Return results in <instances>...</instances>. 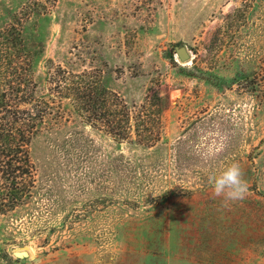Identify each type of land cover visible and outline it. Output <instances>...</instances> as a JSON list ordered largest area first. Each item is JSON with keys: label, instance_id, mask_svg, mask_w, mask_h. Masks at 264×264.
I'll use <instances>...</instances> for the list:
<instances>
[{"label": "rangeland", "instance_id": "1", "mask_svg": "<svg viewBox=\"0 0 264 264\" xmlns=\"http://www.w3.org/2000/svg\"><path fill=\"white\" fill-rule=\"evenodd\" d=\"M1 56L47 114L0 264H264V0H0ZM79 75L129 139L66 97ZM232 163L248 192L224 207Z\"/></svg>", "mask_w": 264, "mask_h": 264}, {"label": "trees", "instance_id": "2", "mask_svg": "<svg viewBox=\"0 0 264 264\" xmlns=\"http://www.w3.org/2000/svg\"><path fill=\"white\" fill-rule=\"evenodd\" d=\"M10 32V31H8ZM10 42H8L7 46ZM12 47V46H11ZM7 49H11L10 47ZM14 61L7 56L0 57V211H11L21 205L23 198L28 197L25 192L27 175H32L34 166L30 157V147L35 134L42 127L46 119L47 110L29 104L24 97L23 77L15 71L11 73ZM76 82L75 93L72 88H66V97L78 102L82 111L88 115H98L97 123L106 127L110 135L115 137L126 135L129 139L133 130L134 120L130 112L124 113L122 120H117L116 114L110 110V101L118 99L117 94L108 91L103 85L89 80ZM74 92V91H73ZM159 94L156 93V96ZM161 100V98H159ZM123 103V101L121 102ZM125 105V104H124ZM123 105V106H124ZM88 118V117H87ZM88 121L87 123H89ZM139 126L135 131L139 133ZM31 183H34L31 178Z\"/></svg>", "mask_w": 264, "mask_h": 264}, {"label": "clouds", "instance_id": "3", "mask_svg": "<svg viewBox=\"0 0 264 264\" xmlns=\"http://www.w3.org/2000/svg\"><path fill=\"white\" fill-rule=\"evenodd\" d=\"M214 195L222 198V204L241 202L246 198L248 187L244 173L238 163H232L219 175L209 177Z\"/></svg>", "mask_w": 264, "mask_h": 264}, {"label": "water", "instance_id": "4", "mask_svg": "<svg viewBox=\"0 0 264 264\" xmlns=\"http://www.w3.org/2000/svg\"><path fill=\"white\" fill-rule=\"evenodd\" d=\"M176 52L183 62H186V60L191 58L190 53L186 47H177ZM14 256L18 259H25L29 256V254L25 250H20L15 251Z\"/></svg>", "mask_w": 264, "mask_h": 264}, {"label": "bare ground", "instance_id": "5", "mask_svg": "<svg viewBox=\"0 0 264 264\" xmlns=\"http://www.w3.org/2000/svg\"><path fill=\"white\" fill-rule=\"evenodd\" d=\"M26 251V250H25ZM27 252V251H26ZM28 253V252H27Z\"/></svg>", "mask_w": 264, "mask_h": 264}]
</instances>
